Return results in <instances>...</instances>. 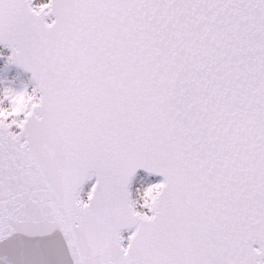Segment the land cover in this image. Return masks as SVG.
Here are the masks:
<instances>
[{"label":"snow or ice","instance_id":"6c2138e0","mask_svg":"<svg viewBox=\"0 0 264 264\" xmlns=\"http://www.w3.org/2000/svg\"><path fill=\"white\" fill-rule=\"evenodd\" d=\"M0 264H264V0H0Z\"/></svg>","mask_w":264,"mask_h":264}]
</instances>
